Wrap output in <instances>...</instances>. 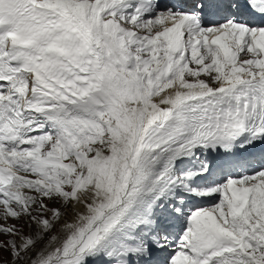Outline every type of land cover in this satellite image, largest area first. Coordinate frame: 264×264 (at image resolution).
I'll use <instances>...</instances> for the list:
<instances>
[{
    "label": "snow or ice",
    "instance_id": "1",
    "mask_svg": "<svg viewBox=\"0 0 264 264\" xmlns=\"http://www.w3.org/2000/svg\"><path fill=\"white\" fill-rule=\"evenodd\" d=\"M0 264H264V0H0Z\"/></svg>",
    "mask_w": 264,
    "mask_h": 264
}]
</instances>
